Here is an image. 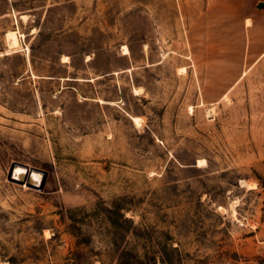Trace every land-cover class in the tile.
I'll use <instances>...</instances> for the list:
<instances>
[{
  "label": "rangeland",
  "instance_id": "rangeland-1",
  "mask_svg": "<svg viewBox=\"0 0 264 264\" xmlns=\"http://www.w3.org/2000/svg\"><path fill=\"white\" fill-rule=\"evenodd\" d=\"M0 264H264V0H0Z\"/></svg>",
  "mask_w": 264,
  "mask_h": 264
},
{
  "label": "water",
  "instance_id": "water-1",
  "mask_svg": "<svg viewBox=\"0 0 264 264\" xmlns=\"http://www.w3.org/2000/svg\"><path fill=\"white\" fill-rule=\"evenodd\" d=\"M16 165L23 167L25 169V171L24 172H19L17 175H14V169H15ZM32 171H37V172L43 174V178L45 176L44 172L39 171L36 168L29 167V166H27L25 164H21V163L15 162V163H13L11 165V167L9 169L8 179L13 181V182H17V183H20V184H25V185L33 187V188H40L42 186V184H43V178H41V182L39 184L34 183L31 180Z\"/></svg>",
  "mask_w": 264,
  "mask_h": 264
},
{
  "label": "bare ground",
  "instance_id": "bare-ground-1",
  "mask_svg": "<svg viewBox=\"0 0 264 264\" xmlns=\"http://www.w3.org/2000/svg\"><path fill=\"white\" fill-rule=\"evenodd\" d=\"M23 16H25V15H23ZM124 50H125V53H128L129 52L127 47H125ZM133 119H134V121L136 123H139V119L137 117H133ZM203 160H205V159H203ZM24 171H25V169L23 167L16 165L15 166V169H14V175H17L19 172H24ZM41 178H42V174L41 173H39L37 171H32V173H31V180L34 183L39 184L41 182Z\"/></svg>",
  "mask_w": 264,
  "mask_h": 264
},
{
  "label": "crops",
  "instance_id": "crops-1",
  "mask_svg": "<svg viewBox=\"0 0 264 264\" xmlns=\"http://www.w3.org/2000/svg\"><path fill=\"white\" fill-rule=\"evenodd\" d=\"M244 74V71L242 72V75Z\"/></svg>",
  "mask_w": 264,
  "mask_h": 264
}]
</instances>
